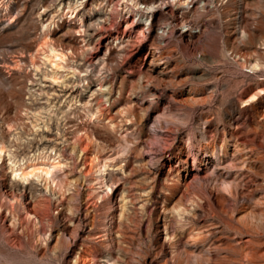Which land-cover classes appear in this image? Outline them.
Returning <instances> with one entry per match:
<instances>
[{
  "label": "rangeland",
  "instance_id": "rangeland-1",
  "mask_svg": "<svg viewBox=\"0 0 264 264\" xmlns=\"http://www.w3.org/2000/svg\"><path fill=\"white\" fill-rule=\"evenodd\" d=\"M153 1L0 0V264H264V0Z\"/></svg>",
  "mask_w": 264,
  "mask_h": 264
},
{
  "label": "bare ground",
  "instance_id": "bare-ground-1",
  "mask_svg": "<svg viewBox=\"0 0 264 264\" xmlns=\"http://www.w3.org/2000/svg\"><path fill=\"white\" fill-rule=\"evenodd\" d=\"M127 1L132 3L134 6H138V5L142 6V9L138 12V20L140 19V21H142V23L144 24V26L139 31V32H143L145 29L148 28L146 26L149 25L152 19L153 13H155L158 10V7L161 4V1L159 3H156V1H153V0H127ZM181 4L184 5L183 1L181 2ZM189 4H191V7H193L192 0L189 1L188 5ZM71 13L72 11L70 12V17H74L75 15ZM190 15L191 14H190V10L188 9V7H186L184 11H180V15H179L180 17L179 34L184 36V38L186 37L188 39L194 36H197L199 32L198 29H196L193 25L187 22V19L190 17ZM77 31H80V30L77 29ZM113 39L116 40L117 36H113ZM42 58H43V61L46 64H48V66L50 67L49 77L52 80H55L56 71L62 67L61 63L64 61L65 54L63 53V51L58 50L53 46H50L46 51L42 52ZM257 66H258L257 63H252L251 69L254 70L257 68ZM90 115L91 113L88 114V116ZM3 153H4V149L2 146H0V160L3 157ZM61 165L62 164L59 161V159L55 157L52 159L43 158V159L37 160L32 163L22 164L18 167H14L13 165H10L9 167L11 169L12 174L14 176H17L21 180H27L28 178L35 176V177L41 178L44 181V183L48 185L50 184L53 185V188H55L57 186V180L55 179V176H56L55 172L61 169ZM104 168H105V164H102L98 170L103 171ZM103 176H104L103 174H100V178H103Z\"/></svg>",
  "mask_w": 264,
  "mask_h": 264
}]
</instances>
